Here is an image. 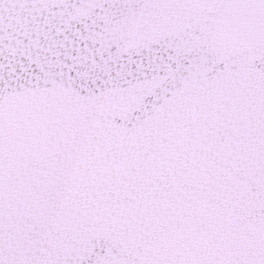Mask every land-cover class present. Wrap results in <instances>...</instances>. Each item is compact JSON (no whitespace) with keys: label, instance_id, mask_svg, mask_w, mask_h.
Masks as SVG:
<instances>
[{"label":"snow or ice","instance_id":"obj_1","mask_svg":"<svg viewBox=\"0 0 264 264\" xmlns=\"http://www.w3.org/2000/svg\"><path fill=\"white\" fill-rule=\"evenodd\" d=\"M0 264H264V0H0Z\"/></svg>","mask_w":264,"mask_h":264}]
</instances>
